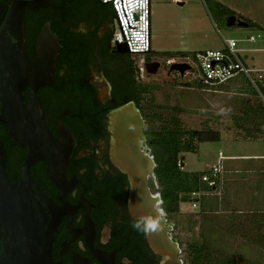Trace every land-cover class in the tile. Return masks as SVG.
Masks as SVG:
<instances>
[{
	"label": "flooded vegetation",
	"instance_id": "af4514ba",
	"mask_svg": "<svg viewBox=\"0 0 264 264\" xmlns=\"http://www.w3.org/2000/svg\"><path fill=\"white\" fill-rule=\"evenodd\" d=\"M41 2L44 5L37 9L24 11V49L28 56L36 55L38 36L46 24L50 25L60 46L54 84L40 86L36 95L45 109L52 137L61 141L62 133L68 132L74 141L68 155L63 150L50 163L37 159L29 166L31 178L60 214L51 245V261L161 264V256L147 242L145 221L131 214L130 177L123 169L124 163L118 162L116 151L121 125L131 124L135 128L138 115L135 110L124 116L115 115L114 111L132 104L144 121L145 140L139 139L141 150L155 162L147 145L146 117L141 110L142 90L147 84L143 83L144 75H140V59L113 46L116 27L108 5L99 0ZM156 62L151 53L145 56V75H148L146 65ZM29 89L26 86L22 90L25 103ZM129 135V145L135 148L136 129ZM0 140L7 179L16 183L27 149L13 145L9 129L1 124ZM148 187L161 198L155 167L148 177ZM160 209L169 223L162 201Z\"/></svg>",
	"mask_w": 264,
	"mask_h": 264
},
{
	"label": "rangeland",
	"instance_id": "374dc122",
	"mask_svg": "<svg viewBox=\"0 0 264 264\" xmlns=\"http://www.w3.org/2000/svg\"><path fill=\"white\" fill-rule=\"evenodd\" d=\"M228 9L236 18L252 24L247 28L228 27L227 19L231 16ZM150 21L151 55L161 67L156 74L143 77L153 95V110L176 115L185 130L222 135L220 141L199 143L195 153H184L182 170L191 174L209 171L219 152L264 153V140L242 144L231 140L246 139L245 131L237 127V119L247 105L259 104L241 78L208 90L190 82L189 76L171 72L166 65L169 57L180 60L198 51L221 49L223 39H233L250 67L264 69V0H185L183 5L151 0ZM258 35L261 37L256 42L248 41ZM245 127L247 131L251 128ZM252 180L229 188L224 183L217 195L199 190L196 209L189 202L181 204L180 212L168 221L174 227L172 236L182 252L188 243L206 239L221 256L234 258L241 264H264V249L255 239L251 222L253 215L264 213V170Z\"/></svg>",
	"mask_w": 264,
	"mask_h": 264
},
{
	"label": "water",
	"instance_id": "95a60500",
	"mask_svg": "<svg viewBox=\"0 0 264 264\" xmlns=\"http://www.w3.org/2000/svg\"><path fill=\"white\" fill-rule=\"evenodd\" d=\"M42 5L41 0L0 3V124L9 129L13 145L27 149L26 160L20 167V178L18 182L10 183L0 140V264H53L50 251L60 214L31 178L29 166L37 159L50 163L63 150L68 155L74 143L66 131L64 135L62 133L61 141L52 137L45 109L36 95L40 86L54 84V66L60 46L50 25L46 24L38 36L36 55L28 56L24 49V11ZM249 25L234 15L227 19L228 27L247 28ZM117 48L128 52L123 44ZM146 68L148 74L154 75L160 63L147 64ZM189 69L188 64L170 66L171 72H178L181 76ZM26 86L30 89L25 103L22 90ZM133 110L138 115V125L135 128L131 124L121 125L122 135L117 139L116 149L118 162L124 163L123 169L130 177L129 208L134 218L145 221L147 242L161 256V264H183L182 250L171 234L173 226L160 209L161 198L152 194L148 187V177L153 175L155 162L140 147L139 139L145 140L144 121L132 104L118 108L114 114L124 116ZM134 129L137 146L132 148L129 134L132 136Z\"/></svg>",
	"mask_w": 264,
	"mask_h": 264
},
{
	"label": "trees",
	"instance_id": "16d2710c",
	"mask_svg": "<svg viewBox=\"0 0 264 264\" xmlns=\"http://www.w3.org/2000/svg\"><path fill=\"white\" fill-rule=\"evenodd\" d=\"M222 11L225 12V9ZM228 12L233 15L229 9ZM112 16L114 17L113 12ZM249 23L252 24L251 21ZM153 107V95L150 89L144 88L141 110L146 117L147 145L155 160V178L161 189V201L169 219L180 212L181 204L189 202L191 193L208 190L205 184L201 183L203 173L191 174L182 170V155L197 152L199 143L219 141L220 134L185 130L176 115L168 116L155 112ZM236 124L239 129L245 131L246 139L264 140V106L261 102L254 106L247 105V110L239 116ZM245 125L251 126L250 130H245ZM251 222L254 224L255 239L264 249V213L253 215ZM182 253L184 264H241L234 258L221 256L206 239L188 243Z\"/></svg>",
	"mask_w": 264,
	"mask_h": 264
},
{
	"label": "built area",
	"instance_id": "2783aa9c",
	"mask_svg": "<svg viewBox=\"0 0 264 264\" xmlns=\"http://www.w3.org/2000/svg\"><path fill=\"white\" fill-rule=\"evenodd\" d=\"M99 1L102 4L104 3L103 5H108L114 14L116 32L112 40L113 46L123 44L131 55L140 59V75L143 76L145 73L144 58L148 53H151V0H122V4L121 0ZM168 1L181 5L185 0ZM260 37V35L257 37L251 36L248 41L254 43ZM223 44L224 47L221 49L198 51L192 57H184L180 60L174 58L166 60V65H190V69L180 76H189L190 82L193 81V83H197L208 90L217 89L228 84L231 80L241 78L264 106V69L249 67L245 63L242 57L243 50L238 47L236 40L223 39ZM224 159L225 156L219 152L216 163L201 176V183L205 184L208 189L204 191L207 194L217 195L220 193ZM199 194V191H197L190 195L189 203L192 209L198 207Z\"/></svg>",
	"mask_w": 264,
	"mask_h": 264
},
{
	"label": "crops",
	"instance_id": "0c3cea01",
	"mask_svg": "<svg viewBox=\"0 0 264 264\" xmlns=\"http://www.w3.org/2000/svg\"><path fill=\"white\" fill-rule=\"evenodd\" d=\"M229 134L232 135V131H230ZM221 139H222V135L220 136V140ZM231 140L235 142L239 141V143L242 144L245 142L255 143V141H259L260 139L250 140V139L231 138ZM224 156H225V159L223 160L224 170H223V175L221 176L222 187H224V183L225 186H227V188H229L233 184L235 185L243 184L244 181H250L253 178L258 177L259 174L262 173L264 170V153H245V154L236 153L229 155L224 154ZM183 167L184 164L182 165V168Z\"/></svg>",
	"mask_w": 264,
	"mask_h": 264
}]
</instances>
